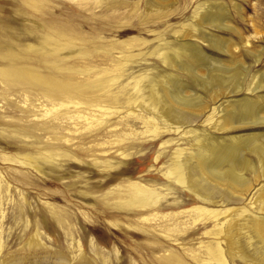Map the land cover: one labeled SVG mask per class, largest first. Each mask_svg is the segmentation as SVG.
Listing matches in <instances>:
<instances>
[{
  "label": "rangeland",
  "instance_id": "rangeland-1",
  "mask_svg": "<svg viewBox=\"0 0 264 264\" xmlns=\"http://www.w3.org/2000/svg\"><path fill=\"white\" fill-rule=\"evenodd\" d=\"M96 1L0 0V264H205L194 258L212 241L204 233L212 229L211 221L185 228L188 218L160 219L152 227H141L139 215L121 207L127 198L122 190L130 182L162 191V172L173 151L192 142L182 141L177 133H164L160 140L142 134L135 115L124 118L125 104L109 118L111 127L92 140L83 130L78 133L84 121L75 118L73 102H82L80 110L93 98L107 105L123 93L118 96L126 101L133 96L135 80L145 86L151 77L160 79L165 73L187 81L190 94L200 93L204 66L181 72L162 61L174 45L188 43L212 60L218 75L225 80L231 75L241 86L237 94L225 92L217 103L206 100L208 107L192 119L189 129L198 134L208 130L205 120L212 107L221 109L226 102L248 101L264 118V0H166L160 13L147 10L145 0ZM218 4L226 28L204 24L194 36L181 37L197 26L204 10ZM201 31L227 43L212 47L202 40ZM188 66L194 68L190 62ZM4 70L23 73L16 81H5ZM55 87L60 90H49ZM75 88L84 92L80 99L68 92ZM128 108L139 111L133 104ZM71 115L74 119H67ZM47 120L53 127L42 125ZM111 129L116 136L107 133ZM210 133L226 140L256 136L255 143L264 144V122ZM115 140L118 150L110 145ZM165 140L172 145L162 148ZM246 153L255 161L254 154ZM24 158L33 161L28 164ZM249 179L251 188L243 199L227 207L258 216L256 197L264 189V177ZM170 188L163 203L186 204L164 209L161 215L193 205L184 191ZM243 232L237 236H242L244 253H237L236 243L228 264H264V249L255 238L248 242Z\"/></svg>",
  "mask_w": 264,
  "mask_h": 264
},
{
  "label": "bare ground",
  "instance_id": "bare-ground-1",
  "mask_svg": "<svg viewBox=\"0 0 264 264\" xmlns=\"http://www.w3.org/2000/svg\"><path fill=\"white\" fill-rule=\"evenodd\" d=\"M97 1L99 2V0ZM165 1L166 0H145L144 6L151 12L160 13L164 7L163 3ZM109 4H111V2H109L108 5ZM223 10L219 4L204 10L197 18V26H190L187 31L182 32L181 37L194 36V33H199L198 31L201 29L200 27L204 24L219 23L218 28H226V26L222 24L224 21L222 18ZM192 31L193 34L191 33ZM200 34L202 35V40L206 41L212 47L220 48L223 44L227 43L226 41L221 42L218 39H214L203 31H201ZM187 44L188 43L178 44V46L174 45L172 49H169V53L164 55L162 61L168 69H177L181 72L184 70L196 71L204 66L207 73L205 76L203 75L204 78L199 80L201 88H198L200 89V93L197 94L194 90V92H191L190 94V91L188 90L192 87L186 84L187 81L185 83V80L182 81L177 75H173L172 73H165V75L162 73L163 75H161L160 79L155 80L154 77H151L150 80L146 82L145 86L142 84L139 85L140 81L137 82L138 80H135V84L131 89L133 90L135 88L132 94L135 98L132 100L131 97L133 96H129L126 101L120 100L119 96L123 95V93H119V96L116 95V97H114L107 105H100L99 99L96 100L97 98H93L88 104L84 105L85 108H80V110L79 107L81 106L78 105H82V102H73L74 109L78 108L76 110L77 114L75 118L84 121L83 125L79 127L80 130L78 133H83L81 132L83 130L87 137L95 140L100 136V133L103 130L107 127H111V124L108 123L109 118L120 113L119 111L121 109L119 110L118 107H122L125 104V107L127 108L124 112H127V114L124 115V118H128L129 114L135 115L143 125L142 128H144V130L142 132L140 131L142 134H145L152 139L160 140L164 133H177L182 135L180 137L182 141H191L192 143L188 148H176L173 151L172 158H170V162L168 166H166L167 169L162 172L163 184L161 186L164 188L162 191L156 188L155 185L145 184L141 181L130 182L126 188L127 190H122L126 193L127 198L126 200H123L124 204H121V207L132 208L133 211L139 215L138 221L141 223V227H152L150 224H153L152 222L155 223L160 219L177 220L188 218L189 222L184 224L185 228H193L198 224L204 225L211 221L213 223L212 229L204 233L211 236L212 241H208L205 245L202 244V252H199L197 256L193 258L199 262L203 261L205 264H228L227 258L233 257V249L236 247V243H239L237 253H240V255L244 253L243 243L240 244V241L242 242V236H237L241 230L246 232L247 236L245 239H248V242L252 238H255L254 240H256V242L261 245V248L264 249V189L261 190V192L258 191L260 193L256 197L257 208L255 207V209H257L256 213H260L258 216H249L247 214L249 213V210L245 208L231 209V207H227L228 204H231L232 202L235 204V202L243 199L241 195H245L251 188L250 176L254 179L260 176L264 177V144H256V136L246 138L231 137L226 140L221 137L213 136L210 133V130L218 132L246 127L248 125H255L258 122H264V118L258 117L254 106L251 107L250 103H247L248 101L243 103H235L232 101L234 102L233 104L226 102L221 109H217L219 105L212 107L210 114H208L205 120L207 125H209L208 130H202V133L198 134L196 131L189 129L188 127L191 126L192 119L201 113H204L205 109L208 107V103H205L207 102L206 100L212 101V103H217L219 97L225 92L228 95L237 94L241 86L239 82L232 80L231 75L229 78L227 77V80H225V77L223 79V76L218 75V70L211 65L210 61L212 60L210 58L196 48L197 46L189 48ZM189 62L194 68L190 69V66H188ZM22 73L23 72L20 70H4L1 72V77L2 79H5V81H16L17 76H21ZM29 75H31V78H34L32 74ZM101 86L102 85H100V87ZM59 88L60 87H55L54 89L50 88L49 90L56 91L60 90ZM68 92L77 94L75 98L78 99L84 95V92L78 88H75L74 90L72 89ZM132 104L139 109L136 114L135 109L131 110V107L128 108ZM58 106L61 107L63 104ZM216 114L219 116L216 117ZM44 117L45 116L43 115V118ZM55 119H59V117H56ZM67 119H74V115L67 117ZM49 122L50 121L46 123L42 122V125L44 127H53V122ZM125 122L126 121L122 124L126 125ZM79 128H76L75 131H78ZM111 131L115 132V129L108 130L107 133H111ZM137 132L139 133V131ZM116 135V132L112 134V136ZM110 145L116 147V150H118L119 141H112L110 142ZM149 145L152 146L153 143L150 142ZM159 145L163 148L172 145V143L169 140H165ZM244 153L254 154L255 159L253 160L255 161L247 159L244 156ZM120 154L123 153L120 152ZM24 159L25 162L30 164V161L33 158ZM139 179L143 180L144 178ZM170 186L174 189L177 188L184 191L189 196L193 205L175 212L172 216L161 215L164 209L171 207L178 208V206H184L186 204L184 201L173 202L169 205L163 203V201L166 202V198L170 194ZM250 205H252V203H250ZM208 206H215L217 208H209ZM158 214L160 215L158 216ZM242 257L243 256L240 258ZM247 259L250 258L247 257Z\"/></svg>",
  "mask_w": 264,
  "mask_h": 264
}]
</instances>
